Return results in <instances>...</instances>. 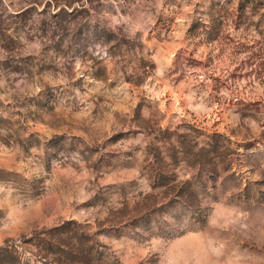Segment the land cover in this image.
Listing matches in <instances>:
<instances>
[{"label": "rangeland", "instance_id": "374dc122", "mask_svg": "<svg viewBox=\"0 0 264 264\" xmlns=\"http://www.w3.org/2000/svg\"><path fill=\"white\" fill-rule=\"evenodd\" d=\"M17 263L264 264V0H0Z\"/></svg>", "mask_w": 264, "mask_h": 264}, {"label": "trees", "instance_id": "16d2710c", "mask_svg": "<svg viewBox=\"0 0 264 264\" xmlns=\"http://www.w3.org/2000/svg\"><path fill=\"white\" fill-rule=\"evenodd\" d=\"M153 170L155 172V176H157V178H160L158 180H160V184H164V179L165 177L167 176H173L172 179H175V173H173V170L169 167H167L166 164H163V163H158V164H154L153 165ZM161 176V177H160ZM189 180L186 179L185 181H183L184 183H187ZM19 264V263H17Z\"/></svg>", "mask_w": 264, "mask_h": 264}]
</instances>
